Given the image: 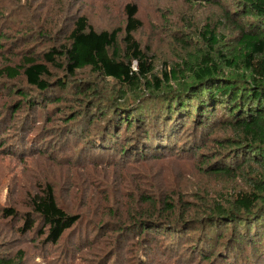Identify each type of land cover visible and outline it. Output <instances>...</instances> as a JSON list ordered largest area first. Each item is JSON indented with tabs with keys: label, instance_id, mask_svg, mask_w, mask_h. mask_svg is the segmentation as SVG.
<instances>
[{
	"label": "trees",
	"instance_id": "16d2710c",
	"mask_svg": "<svg viewBox=\"0 0 264 264\" xmlns=\"http://www.w3.org/2000/svg\"><path fill=\"white\" fill-rule=\"evenodd\" d=\"M186 1L219 11L199 31L171 32L180 53L160 72L156 54L137 37L144 25L136 4L123 8L126 21L114 28L99 29L86 15L73 16L65 38L0 68V89L18 97L6 113L0 111V132L7 129L1 135L14 145L18 114L24 108L36 114L49 103L59 105L60 94L72 86L76 96L69 98L75 103L57 113L64 122L58 132L74 146L77 162L130 166L173 155L194 158L201 152L205 173L246 185L221 202L205 203L196 220L188 217L192 207L182 196L165 198L159 207V201L144 194L142 204L149 208L141 207L132 224L106 221L99 228L119 240L151 233L165 239V253L168 246L170 254L182 250L211 264H264V0H228L230 5L226 0ZM7 34L0 31V42H7ZM84 71L111 80L119 91L108 94L93 82L76 80ZM19 78L29 89H13ZM21 119L23 128L37 118ZM217 127L231 133L213 135ZM33 142L28 145L35 150ZM207 142L220 150L204 152ZM26 144H19L21 154ZM0 212L21 224L18 231L24 236L42 238L43 247L57 245L81 222L48 185L31 198L27 211L11 207ZM18 262L0 259V264Z\"/></svg>",
	"mask_w": 264,
	"mask_h": 264
},
{
	"label": "rangeland",
	"instance_id": "374dc122",
	"mask_svg": "<svg viewBox=\"0 0 264 264\" xmlns=\"http://www.w3.org/2000/svg\"><path fill=\"white\" fill-rule=\"evenodd\" d=\"M4 0L0 1V31L8 33L7 42H0V68L16 65L24 57L50 48L60 38L66 37L71 18L86 15L96 28L122 26L126 21L123 8L136 4L143 28L137 35L157 56L158 72L163 63L174 61L180 53L171 32L185 29L199 31L208 23L213 12L219 10L206 5H191L186 0ZM228 5L230 1L226 0ZM28 11V12H27ZM22 38V36H28ZM30 43H27L29 42ZM29 51V52H28ZM28 53V55L26 54ZM76 80L95 83L98 90L117 94L119 87L111 80L93 75L90 71L79 72ZM13 89H29L24 78L13 82ZM71 87L61 93L59 105L47 104L30 114L24 108L16 117L15 144L10 145L5 132H0V211L15 208L21 212L29 209L31 198L52 186L58 202L69 213L80 215L81 222L67 232L55 246H42V238L18 231L21 225L6 219L0 212V259L20 264H211L195 255L194 258L180 250L170 254L163 237L128 236L124 240L114 232L103 231V222L117 226L132 224L133 215L141 211L142 195H151L162 202L170 196H182L192 207L188 217L199 219L204 205L217 203L234 191L246 189L243 181L224 175H209L203 171L198 156H168L160 161L139 162L130 166H107L106 162L93 165L77 162L74 146H68L59 137L64 122L60 109L67 111L76 96ZM18 100L17 95L0 89V111ZM22 117L37 119L21 127ZM48 117L51 118V122ZM30 128L27 132L24 130ZM13 132V129L10 131ZM229 129L217 127L213 135L228 136ZM16 137H19L17 139ZM33 140L34 149L28 142ZM27 141L26 152L18 151L19 144ZM44 142V143H43ZM15 149L17 151H15ZM28 150V151H27ZM220 150L207 142L204 152ZM72 159L67 160L66 156ZM217 157L214 161H216ZM90 158L88 159V161ZM204 197V201L198 200ZM144 199V197H143ZM197 237L199 233L194 234ZM183 252V253H180ZM216 259V258H215Z\"/></svg>",
	"mask_w": 264,
	"mask_h": 264
}]
</instances>
